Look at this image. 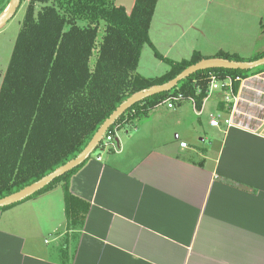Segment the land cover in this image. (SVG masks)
I'll return each instance as SVG.
<instances>
[{
    "label": "crops",
    "instance_id": "obj_1",
    "mask_svg": "<svg viewBox=\"0 0 264 264\" xmlns=\"http://www.w3.org/2000/svg\"><path fill=\"white\" fill-rule=\"evenodd\" d=\"M134 3L117 0L127 12ZM185 16L183 33L196 23ZM162 22L174 24L170 17ZM179 40L165 54L157 51L169 58ZM209 100L196 127L207 145L179 141L177 134L124 157L115 138L116 148L91 156L70 186L90 204L82 229H67L62 192L0 211V264H264V124L257 131L213 127L204 113ZM189 107L185 102L173 113L184 116Z\"/></svg>",
    "mask_w": 264,
    "mask_h": 264
},
{
    "label": "trees",
    "instance_id": "obj_2",
    "mask_svg": "<svg viewBox=\"0 0 264 264\" xmlns=\"http://www.w3.org/2000/svg\"><path fill=\"white\" fill-rule=\"evenodd\" d=\"M11 1L0 0V16ZM157 3L158 0H135L131 12H127L117 0H29L9 65L4 77L0 75V199L76 158L132 95L165 84L205 59L194 52L190 60L177 62L157 51L150 39ZM146 45L170 66L163 76L147 78L138 73ZM263 57L264 52L249 60L236 54L217 56L239 62ZM262 72L264 66L249 71L222 67L200 70L172 91L136 103L115 121L105 138L112 135L115 139L117 131L135 127L170 94L193 97L201 110L210 73L247 78ZM197 88L202 90L199 95ZM224 106V102L219 103L220 110ZM103 145L102 142L97 151ZM89 160L25 201L60 185L67 229H82L90 204L75 196L70 186L72 177Z\"/></svg>",
    "mask_w": 264,
    "mask_h": 264
},
{
    "label": "rangeland",
    "instance_id": "obj_3",
    "mask_svg": "<svg viewBox=\"0 0 264 264\" xmlns=\"http://www.w3.org/2000/svg\"><path fill=\"white\" fill-rule=\"evenodd\" d=\"M158 1L160 4L153 17L151 27L153 38L151 39L156 43L157 50L164 54L170 44L180 39L173 50H170L169 59L171 60L182 58V56L190 60L193 50L198 51L205 59L217 58L220 53H230L249 60L264 52V0H194L197 5H193L192 9L184 5L185 0ZM28 3L29 0H22L15 16L0 29V75L2 78L9 65ZM185 15L192 16V20L196 19V23L193 24L192 29L183 33L181 28L187 25L186 19L184 20ZM163 17L172 18L174 24H164ZM169 70L170 66L160 61L152 47L146 45L142 52L138 73L145 77L157 78ZM209 98L204 113L215 116L217 109L214 110L213 102L219 103L224 98L219 92L212 94ZM181 105H185V102L179 103L175 109H168L165 105L154 108L148 116L141 118L139 132L133 129L134 127L128 128L130 130L128 133L126 129L117 131L116 139L123 145L124 157H128L131 151L144 153L164 140L174 139L177 134L179 141L186 140L200 146L207 145V135L196 133L200 118L194 112L191 103H189L191 107L189 112L184 116L173 113ZM204 126L207 124L204 123ZM53 191L62 192L64 196L60 185L49 192ZM47 237L49 240L54 238ZM63 239L59 248H62Z\"/></svg>",
    "mask_w": 264,
    "mask_h": 264
},
{
    "label": "built area",
    "instance_id": "obj_4",
    "mask_svg": "<svg viewBox=\"0 0 264 264\" xmlns=\"http://www.w3.org/2000/svg\"><path fill=\"white\" fill-rule=\"evenodd\" d=\"M238 84V89H235ZM207 96L204 103L209 97L219 92L225 103L223 110H216L215 116L207 118L211 126L216 128H225L226 130L233 127H243L257 131L258 127L264 124V72L260 74H253L249 77L237 76L235 78L219 77L214 73H210L208 78ZM201 88H197L196 95L201 94ZM249 92V96H247ZM189 101L194 112L199 117H204L202 108L198 110L196 107V100L193 97L186 98L181 93L170 94L161 105L167 106L168 109H175L179 103ZM114 137L109 135L103 139V148H116L114 144ZM182 148H186L185 142L181 143Z\"/></svg>",
    "mask_w": 264,
    "mask_h": 264
},
{
    "label": "water",
    "instance_id": "obj_5",
    "mask_svg": "<svg viewBox=\"0 0 264 264\" xmlns=\"http://www.w3.org/2000/svg\"><path fill=\"white\" fill-rule=\"evenodd\" d=\"M21 5V0H12L7 10L0 16V29L6 25V23L12 19L17 13L19 7ZM264 66V57L252 61V62H239V61H231L223 58H212V59H204L189 68L185 69L181 72L175 79L162 84L156 85L144 91L138 92L128 98L125 102H123L113 113L112 115L104 122V124L97 131L93 140L90 144L74 159L56 169L40 181L23 188L22 190L15 192L9 196L0 199V209L15 205L17 203H21L36 193L42 191L48 185H50L57 178L62 177L73 169L81 166L87 160L91 158L92 155L95 154L98 147L102 143L105 138L107 132L110 127L115 123V121L120 118L128 109L134 106L136 103L156 94H160L163 92H170L175 89L178 84L189 78L191 75L195 74L200 70H204L207 68L214 67H222L232 70H241V71H249L254 70ZM118 141V140H117Z\"/></svg>",
    "mask_w": 264,
    "mask_h": 264
}]
</instances>
